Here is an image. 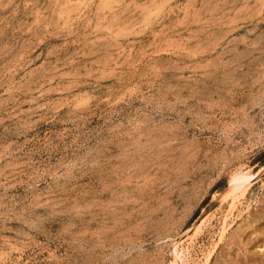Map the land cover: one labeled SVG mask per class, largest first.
Returning a JSON list of instances; mask_svg holds the SVG:
<instances>
[{
	"label": "rangeland",
	"instance_id": "obj_1",
	"mask_svg": "<svg viewBox=\"0 0 264 264\" xmlns=\"http://www.w3.org/2000/svg\"><path fill=\"white\" fill-rule=\"evenodd\" d=\"M190 236L194 264H264V0H0V264H170Z\"/></svg>",
	"mask_w": 264,
	"mask_h": 264
},
{
	"label": "bare ground",
	"instance_id": "obj_2",
	"mask_svg": "<svg viewBox=\"0 0 264 264\" xmlns=\"http://www.w3.org/2000/svg\"><path fill=\"white\" fill-rule=\"evenodd\" d=\"M252 177H253V173L249 169L246 170L244 168H239V169H236L232 173V175L230 177V181H229V186H228L227 190L224 192V194L222 195V201L227 202L229 208H227V211L224 213V215L222 217V221H221L222 226H221V232H220L221 234H220V240H218V241L222 242L227 237L228 233L231 230V227L233 228L232 225L235 222V219L237 218L235 216L234 212L237 211V208H239V204L242 203V199L248 193L249 188H250V184L252 182ZM212 216H213V214L206 212L200 220V224L198 225V229L202 230L203 227L207 224L208 220L211 219ZM243 223L244 222L242 221V224ZM194 236H195V234H194ZM195 242H196V240L192 236H190L189 238H186V239H181V238L175 239L174 244H173L174 259H172L170 264H194L192 261V254H193L192 251H193V249L195 251V248H194ZM195 256H197V255H195ZM211 256H212V253H209L207 261L211 258Z\"/></svg>",
	"mask_w": 264,
	"mask_h": 264
}]
</instances>
